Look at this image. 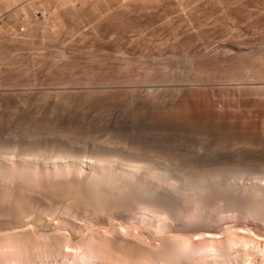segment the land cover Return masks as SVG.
I'll return each mask as SVG.
<instances>
[{
  "label": "rangeland",
  "instance_id": "obj_1",
  "mask_svg": "<svg viewBox=\"0 0 264 264\" xmlns=\"http://www.w3.org/2000/svg\"><path fill=\"white\" fill-rule=\"evenodd\" d=\"M34 1L29 0L28 2L32 3ZM103 1H99V4L96 2L94 8H92L93 10H90L91 8L89 7L88 11L90 10V12L88 13L90 15L87 14L85 17L79 18V20L78 17L52 19L49 26L45 24L40 27L39 35H43L38 39L41 51L45 52L47 50L45 54L49 56L51 53L58 54L63 49L67 51V56L70 54V59L68 57L64 59L69 61L73 57L79 56L81 52L80 56L85 54L84 57L92 54L91 56L99 57L98 55H102V58L105 56L108 58L111 52L112 55H115L114 52L118 48L117 52L119 54L128 51L127 55L134 58H131L132 64L130 62L129 65H121L123 68L120 65H104L108 70L104 69L108 72L103 73V66H92L88 65V63L86 65L84 61H81L77 63L78 65L74 64L68 65L69 67H63L64 69L59 72L57 68L64 65H51L50 63L49 65L48 62L38 66L28 65L24 62L17 65L11 61L12 58L10 59L9 56L3 57L0 55V264H247L251 261L250 264H264V211H261L264 210V208H261L264 206L258 209L259 213L255 211V214L249 208L250 205L248 206L244 202V198L248 195L250 198L253 196L250 202L254 203L255 193L253 191L257 189L261 192L259 196L264 197V133H257L260 137L263 134L261 139L256 134L255 136H247L248 138L250 137L248 139L241 131L226 129L224 131V128H221V124L219 123V126L217 122L211 125L212 123L207 122H195L194 124L193 121V123L189 122L190 126H188L187 122L184 124L181 121L183 119L178 117L180 110L178 111L176 108L174 110L172 105L174 102L176 104L181 95L187 91L188 87L193 88L192 90H196L199 93H203L200 91H204V94L210 88V91H215L216 89L215 92H218L216 93L218 96L215 94V98L216 100H220L218 101L220 104L230 103L233 100L232 96L239 93L241 96L243 94V99L251 97L250 99L253 100L254 96H256L254 100H259L260 97L264 96V78H260L262 76L257 78L258 75L256 73H250L249 75L248 69L251 65L247 69V72L245 70L246 65L243 66L245 68L243 69L241 65H238L239 63L234 61L237 60L235 58L241 61L242 59L252 58V60L259 61L258 63L264 62V0H193L194 2L192 0H172L174 3L175 1L177 3L191 1V3L198 5L197 11L194 10L196 13L193 12L192 14L194 15L195 13V16H192L193 19L190 15L189 21H185L192 24L189 25L193 30H190V27L187 28L189 31L188 35H190L189 38L195 40L189 41L191 45H196L200 49V52H206L205 49L208 46H213V48L207 49V53L214 50V47L219 48L222 45L223 50L220 47L221 51H224V53L228 51V58L231 59L227 65L225 64L226 67L222 65L220 68L219 65V69L216 68L218 70L206 66L208 69L204 68L205 72L209 71L210 73L203 71L205 73V76H203L207 78L204 79L203 77L199 81L201 83L192 80L197 74L195 68L198 65L192 64L198 61V59L194 60L196 57H199V55L196 56L197 54L194 55V51H198V49L191 46V48L188 47V50V48H185L179 42H176L178 45H173L171 32L166 30L168 29L167 25L171 24L162 21L164 17L170 19V16H166L169 14V12L167 13L168 9L166 7L164 9V6L161 4H159L160 6L158 5V7L162 6L161 8L164 9L163 11L162 9L161 11L158 10L160 11L159 13L161 15L166 13L165 16H161L157 12V9L154 10L158 8L157 4L159 0L158 2H156L157 0L154 2L150 0V4L148 3L149 0H145L146 3H144V0H142L143 2L141 1L142 3L138 0H136L138 3L135 0L125 1L128 3L130 1L131 3L134 2L133 5L130 3L131 9L138 10L139 12L144 11L142 9H146L147 6L153 5L152 10L156 11H153L154 14L158 13L156 21L158 22V18L161 16V22L159 23L163 22V24H166V29L162 27L164 31H159L158 26H155L158 28L156 29L154 25L150 24H144V27L137 24L131 25L126 22V19H123L122 15L119 16L120 14H118V12L120 13L125 10L124 3L126 4V2L124 0H121L123 2L122 10L120 7L122 3H119L120 1L117 3V1L112 0L114 2V4L111 3L112 5L106 2V0ZM115 3H117L116 6H114ZM109 4L112 7H119V10L116 8L118 11L114 10ZM107 6L112 8V10L107 8L105 11L109 12L104 13L103 9ZM208 9L211 12H207ZM212 11L213 14H211ZM149 12L155 18L156 14L153 15L151 11ZM38 14L41 17L42 13L40 9ZM197 15L200 17H197ZM197 18L198 20L202 18L199 23L197 22ZM95 20H103L106 24L112 22L117 24V27L115 26L116 29L115 27H108L104 25L105 23L97 26L94 22ZM59 21L62 23L60 24ZM205 21L209 22L206 23ZM53 22H58L60 25L57 26L58 23L54 24ZM201 22L207 25H201ZM214 22L217 23L214 24ZM75 23L77 25L79 23L80 25L77 27ZM198 24L206 29H202ZM46 25L48 28H45ZM192 26H196V29ZM52 27L56 34H54ZM130 29L135 30L134 33L136 32L139 36V40L135 43L136 45L133 44L128 47L124 44H117L115 39L122 36V33H125V31L128 34H133ZM21 30V32L25 33L23 28ZM190 31L195 32L192 34ZM198 31L200 32L198 33ZM162 32L163 34H170H167V36L164 34L163 36ZM194 33H198L196 37L197 35L199 37V34H201L199 39L198 37L195 38ZM193 35L194 37L191 38ZM165 37L166 39L168 37L167 40H171H166L165 42ZM210 37L212 39L213 37L215 38L212 40ZM203 39L204 42H202ZM209 39L211 40L209 41ZM39 46L38 48H40ZM198 46L207 47L203 51L201 49L204 47L199 48ZM76 50H78V53ZM68 51L73 55L71 53L68 54ZM105 51L109 52V55H106ZM158 51L160 53L163 52L162 55H164L161 56ZM197 51L195 53L199 54V51ZM151 53L155 54V56L151 55ZM156 54L159 57L161 56L159 60L156 59L159 58ZM148 55L149 58L150 55L153 56V59L157 57L155 60L152 58L151 60H146ZM222 56L223 53H221ZM224 56L226 55L224 54ZM233 56L235 57L233 58ZM113 57L110 58L113 59ZM190 58H193L194 61L191 62L192 59L190 61ZM228 58L227 56L225 57V59ZM161 59L162 64L159 65ZM150 61L158 63L157 66H150L152 64ZM163 61H166L168 64L165 63V65ZM234 62L240 68L233 66ZM255 64L257 63L255 62ZM229 65L231 69H229ZM258 65L260 64L256 66ZM232 66L241 71L242 69L245 70V72L242 71V74L247 73L249 76L246 74L244 75L245 79L242 77L238 81L239 79L236 77L238 75L241 77V71H238L236 68L234 69L237 72L234 69L232 71ZM261 66L263 68H261V71L263 70L264 72L263 64L258 67L260 68ZM252 67L253 69H258V67L254 68L255 65H253L250 70ZM66 68L72 70L69 73V76L74 75L71 80L69 76L68 78L66 77L68 72H70ZM63 71L68 72L64 73ZM259 71L257 70V74H261V72L258 73ZM252 72H256V70ZM106 73H108V76L111 74L110 78L113 76L112 78L119 80L117 81L118 83L115 81V83H111V85L114 84L113 86H109L110 83L108 85L104 79V77L108 78L106 77ZM212 74L215 76L217 74L216 77L218 75L222 76L224 79L225 76L227 78L230 76V79L226 78L227 82H224V80L223 82H219L222 80L214 76V81H211L213 80ZM251 74L256 77L251 76ZM231 76L235 78L231 80ZM75 78L79 82L75 81L77 80ZM127 78L131 79L130 81L132 82L126 83ZM68 79L71 81V85L70 81H65ZM121 79H124L125 82ZM215 79L219 80L217 81L218 83ZM72 80L77 82V84H72L74 83ZM206 83L208 84L207 87ZM213 84L215 85L213 86ZM88 86L90 89L92 87L94 93L88 90L85 91L89 88ZM194 86L196 88L198 86V90ZM232 86L233 89H231ZM204 88L207 91L206 93ZM251 89H254V91ZM208 93L206 95H209L211 92ZM230 94L231 97L228 100ZM149 95L150 97L152 95V97L150 98ZM249 98L247 99L250 100ZM168 105H170L169 109L173 108V110L172 108L170 109V112L176 111L178 113H174V115L177 114L178 116L174 118L172 114V117L169 116V111L167 112L164 109ZM163 109V112H167L164 115L167 116L168 114L169 119H161ZM171 118L177 120L179 124L176 121V123L172 121ZM170 119L175 124L169 123ZM200 123H202L201 126L205 123L207 127L208 124H210V127L215 126L213 127L214 130H208L207 127L203 129L199 125ZM210 127L208 128L210 129ZM215 128H218L219 130H217L220 132L222 129L223 133L219 132V134L223 136L216 133ZM195 129L197 130L195 131ZM204 130L207 132L205 133ZM234 136L241 139H236ZM252 136L253 138L255 137L254 141L252 140ZM246 139L248 140L246 141ZM66 149L73 150L71 154L75 152L77 156L80 155L83 159L80 156L74 158L72 157L73 155L65 158L68 156L64 155L67 152ZM70 151L66 154H69ZM24 152H27L26 154L28 155H24ZM61 153L64 155V158H62L63 156L61 157ZM97 153L98 156L96 157ZM20 154L23 155L20 156ZM104 154L108 159L110 158L109 161L115 160L114 165L118 171H122L126 167L128 168L132 163L131 166L135 165L137 167V163L133 162L134 158L135 160H143L145 164L150 161L147 163L149 167L147 166L146 169L129 167V169H132L134 175H137L136 181L140 182L139 185L150 186L151 188L152 184L153 187L155 186V188L152 187L155 192L158 191L166 196L169 192L167 191L168 189L165 190L164 185L169 184L167 188L171 189L170 184L174 181V184H178L180 187L179 189L176 185L180 191V195L170 193V198L166 196L168 204L166 202L165 204L168 209L161 204H157L159 206H155V208L153 206L155 205L154 203L153 205H151L152 203L146 204L148 201L151 202V200H148V197L146 199L143 197L144 200L139 198L141 199L140 201L139 199L136 200L134 196H130L129 192L132 195V191L131 188L129 190V185L119 183L116 184L115 188V184L103 182L101 183V187L104 186L102 189L105 188V190H98V195L100 196H96L98 201L95 198L93 200V197L89 198L91 196V190L88 191L89 182H92V179H96L95 181L99 182L101 179L106 178L104 174L106 173L107 175V170L102 169H108L109 166L106 165V168L104 166L106 162H98L99 155L103 156ZM83 155L87 156L86 160H84L85 157ZM89 156H95L96 158L90 159ZM118 156L121 158L116 159ZM57 157L59 158L57 159ZM122 160L124 161L122 162ZM151 167L155 169L152 171ZM143 169L144 171H148V174ZM150 171H155L156 173L159 171L157 176H161L160 179L162 180L164 176L162 184L158 179H154L158 177L153 178V176H156V173L154 175ZM161 173L164 175L162 176ZM102 174L105 178H103ZM145 174L147 177L150 176L148 177L149 179L145 177ZM202 176H211L213 178L212 184L210 182L208 184L213 187V189H210L214 191H210L209 189L211 194L205 193V197L199 200L201 202L204 200V203H202L203 205L201 204L202 206H200V202L197 203L200 206L198 207L195 204L196 202H192L194 201L192 200L193 198L187 200L184 196L185 192H187L185 177L186 181L188 179L190 181L194 180L195 184L198 178ZM166 179L167 183L164 182ZM169 180H172V182L169 183ZM215 180L225 184L226 187L228 185L231 189L229 191L223 190L222 193V190L220 191L214 187L213 183L215 184ZM143 181H147L148 185ZM200 184L197 185L200 187ZM166 191L168 193H164ZM198 191L200 190L198 189ZM121 193L123 195L126 193V195L123 196ZM257 207L259 208V206ZM168 211L169 213H166ZM198 232L200 233L198 235L205 233L200 236L202 239L197 235ZM210 232L217 233V236L219 235V237L216 235V238L213 237L216 241L208 239L211 237ZM259 235L263 237H257Z\"/></svg>",
  "mask_w": 264,
  "mask_h": 264
},
{
  "label": "bare ground",
  "instance_id": "obj_2",
  "mask_svg": "<svg viewBox=\"0 0 264 264\" xmlns=\"http://www.w3.org/2000/svg\"><path fill=\"white\" fill-rule=\"evenodd\" d=\"M29 1V0H28ZM27 0H0V55H2L3 57H7V56H9L10 57V59H11V61L13 62V63H15V64H19V63H26V64H28V65H44L45 64V62H48V64L50 63L51 65H64V66H61V67H59V68H57L56 66V68L57 69H59L58 71L60 72V70H63L65 67H69L68 65H76L77 63H79V62H85L86 63V65H87V63H88V65L90 64V65H101V66H103V73H105V72H108L107 70V68L104 66V65H120V67H121V65H129V63L131 62V58L132 57H130V55L128 56L127 55V53H128V51L127 52H124V53H118L117 52V49L115 50V55H112L111 53H110V55H109V52L107 53V51H105L106 52V55H109L110 57H112V56H114L113 57V59L112 58H110V57H104V58H106V59H104V58H102V55H98L99 57H95V56H91V55H88V57H84V55L85 54H83V56H80V54H82V52L81 53H79V56H76V58H74L73 57V59H71V60H69V61H67V60H64V59H66V57H68L69 59H70V57H69V53H71V52H69L68 51V56H67V51H65V50H61L58 54H53V53H51V55H49V53H48V55L49 56H47L46 54H45V52L47 51V50H45V52L43 51H41V47L39 46V37L42 35H39V31H40V27H42L43 25H45V24H48V26L50 25V22H52V21H50V20H52V19H56V20H58V19H62V18H64V17H75V18H77L78 17V20H79V18H82V17H85L87 14H89L88 12H90V10H93L92 8H94V5H95V3L97 2L98 4H99V1H103V0H39V2L37 3V1L38 0H35L34 2H28ZM33 1V0H32ZM109 1H111V2H109ZM106 0V2H108V3H113L114 4V2H112V0ZM117 1V3L119 2V3H122V5L120 6L121 7V10H122V6H123V0L121 1V0H115V2ZM125 1V0H124ZM136 1V0H135ZM138 1H142V0H138ZM152 2H154V1H156V0H151ZM151 1L149 0L148 1V3L150 2L151 3ZM228 1V0H227ZM232 1V0H231ZM247 1V0H246ZM104 2V1H103ZM126 2V4L124 3V7H125V10L124 11H122V12H118V14H120L119 16H121L122 15V17H123V19L125 18L126 19V22H128L129 24H131V25H140V26H144V24L145 25H147V24H150V25H154V27L155 26H158V28H156V29H158L159 31L160 30H163L164 31V29H166L165 28V26H166V24L164 23L163 24V22H165L166 21V23H168V24H171V25H167V28L168 29H166V30H168L169 32H171V39L173 38V45L174 44H176V45H178L177 43L179 42V44H181L182 46H184L185 48H191V46H193L194 48H196V49H198L197 48V46L195 47L194 46V44H190V40L191 41H195V40H193V39H190L189 37H190V35H188L189 34V31H188V29L187 28H189L190 27V25L189 24H191V23H187V22H185V21H189L188 20V18H189V16L191 15V17L193 16H195V11H197V6L198 5H195L194 3H191V1L190 2H185V3H177L176 1H175V3H174V1L172 2V0L170 1H163V0H159V2H158V0L156 1V2H158V4H157V7H158V5L159 4H161V5H163L164 7V9H165V7L168 9V11H167V13L169 12V14L168 15H166V16H170V19H166L165 17H164V20H163V18L161 17L162 15L163 16H165V14H160L159 12L161 11V7H158V8H153L154 10H156L157 9V12L161 15V16H159V18H158V22L156 21L157 20V16H158V13H155L156 14V16H155V18H154V16L152 17L151 15H150V12L149 11H151L152 13H153V15H155L154 14V12H156V11H154V10H152V6H147V8L146 9H142V10H147V11H145V12H147L146 14H145V12L144 11H142V12H139L138 10H132L131 9V5H133V3H131V1L128 3L127 1H125ZM137 2V1H136ZM139 2V3H140ZM143 2V1H142ZM141 2V3H142ZM179 2H183V1H179ZM192 2H194L193 0H192ZM226 2V1H225ZM264 2V1H263ZM117 3H115V5L114 6H116V4ZM130 5V3H131V5H130V7H129V5ZM138 3V2H137ZM144 3H146L145 2V0H144ZM143 3V4H144ZM149 3V4H150ZM217 3V2H216ZM231 3V2H230ZM233 3V2H232ZM234 3H235V1H234ZM110 4H109V6H110ZM154 4V3H153ZM196 4H198V3H196ZM102 5V4H101ZM108 5V4H107ZM112 5V4H111ZM128 5V6H127ZM109 6H107V7H105V9H103V11H104V13L105 12H109V11H105V10H107V8L108 9H111L112 10V8H114V10H116V9H118V8H116V7H112V6H110V7H112V8H110ZM118 6H119V4H118ZM155 6V5H154ZM160 6V5H159ZM91 8L89 11H88V8ZM151 7V8H150ZM156 7V6H155ZM11 8H13V9H11ZM96 8V7H95ZM116 8V9H115ZM134 8V7H133ZM149 8V9H148ZM212 8V7H211ZM39 9H40V11H41V13H42V15H41V17H39L38 15V12H39ZM97 9H99V8H97ZM138 9V8H137ZM164 9H162V11L164 10ZM202 9V8H201ZM251 9V8H250ZM113 10V11H114ZM119 10V9H118ZM118 10H116V11H118ZM120 10V11H121ZM131 10V11H130ZM158 10H160V11H158ZM195 10V11H194ZM212 10V9H211ZM215 10H217V9H215ZM102 11V12H103ZM116 11H115V13H116ZM141 11V10H140ZM154 11V12H153ZM208 11H210L209 9L207 10V12ZM214 11V10H213ZM213 11H212V13L211 14H213ZM222 11V10H221ZM144 12V13H143ZM149 12V13H148ZM193 12H195L194 13V15H192L193 14ZM211 12V11H210ZM223 12V11H222ZM99 13V12H98ZM106 13V14H107ZM141 13V14H140ZM143 13V14H142ZM117 14V13H116ZM198 14V13H197ZM210 14V13H209ZM215 14V13H214ZM90 15V14H89ZM207 15V14H206ZM118 16V17H119ZM220 16V15H219ZM160 17L162 18V23H159V22H161V19H160ZM190 17V18H191ZM193 17H192V19H193ZM197 17H200V16H198L197 15ZM112 18V17H111ZM168 18V17H167ZM206 18V17H205ZM207 18H209V17H207ZM66 19V18H65ZM166 19V20H165ZM200 20L202 19V18H199ZM41 20V21H40ZM69 20V19H68ZM112 20V19H111ZM200 20H198V18H197V22L199 23V21ZM204 20V19H203ZM74 21H75V19H74ZM191 21H193V20H191ZM218 21V20H217ZM79 23H80V21H78ZM86 22V21H85ZM88 22V21H87ZM95 22V24L98 26V25H100V24H104L105 22L102 20V21H98V20H95L94 21ZM101 22V23H100ZM194 22H196V21H194ZM203 22V21H202ZM202 22H201V25H207V24H202ZM206 22V21H205ZM207 22H209V21H207ZM206 22V23H207ZM210 22H212V21H210ZM54 23V22H53ZM56 23V22H55ZM54 23V24H55ZM58 23V22H57ZM56 23V24H57ZM59 23L61 24L62 22H60L59 21ZM58 23V25L57 26H59L60 24ZM78 23V25H80ZM108 23V22H107ZM122 23V22H121ZM186 23V24H185ZM217 22H214V24H216ZM52 24V23H51ZM85 24V23H84ZM125 24V23H124ZM213 24V23H212ZM213 24V25H214ZM75 25H77L76 23H75ZM78 25H77V27H78ZM104 25H106V26H108V27H117V24H115V23H108V24H104ZM120 25V24H119ZM118 25V26H119ZM130 25V26H131ZM187 25V26H186ZM192 25V24H191ZM196 25H197V23H196ZM202 29H206V28H203L200 24H198ZM209 25V24H208ZM23 26V27H22ZM52 26V25H51ZM122 26H123V23H122ZM160 26V27H159ZM211 26V25H210ZM215 26V25H214ZM47 27V25L45 26V28ZM54 27H55V25H54ZM116 27H115V29H116ZM120 27V26H119ZM145 27V26H144ZM162 27H164V29L162 28ZM192 27H194V26H192ZM196 27V26H195ZM194 27V28H195ZM205 27V26H204ZM216 27H217V25H216ZM224 27V26H223ZM21 28H23V31H25V33H23V32H21L22 30H21ZM44 28V27H43ZM48 28V27H47ZM107 28V27H106ZM136 28V27H135ZM162 28V29H161ZM209 28V27H208ZM207 28V29H208ZM227 28H229V27H227ZM52 29H53V27H52ZM56 29V28H55ZM77 29V28H76ZM190 30H193V28H189ZM196 29V28H195ZM202 29H200V30H202ZM233 29V28H232ZM61 30V29H60ZM65 30V29H64ZM125 30H126V28H125ZM131 30V32L133 33V34H128V32L126 33V31H125V33H122V36H120V37H117L115 40H116V42H117V44H124L125 46H128V47H130V46H132L133 44L134 45H136L135 43L139 40V36L136 34V32L134 33V31L135 30H132V29H130ZM145 30V29H144ZM166 30H165V33H166ZM198 30V29H197ZM197 30H195L196 32H197ZM216 30V29H215ZM228 30V29H227ZM42 31H44V30H42ZM50 31V30H49ZM49 31H47V32H49ZM195 31H190V33L192 32V34H193V32H195ZM214 31V30H213ZM46 32V31H45ZM53 32H54V29H53ZM53 32H51L52 34H53ZM130 32V31H129ZM200 31H198V33H199ZM202 32V31H201ZM204 32H205V30H204ZM207 32V31H206ZM161 33V32H160ZM164 33V34H165ZM198 33H196V34H198ZM209 33V32H208ZM215 33V32H214ZM244 33V32H243ZM54 34H56V32H54ZM139 34V33H138ZM162 34H163V32H162ZM164 34H163V36H164ZM168 35L170 34V33H167ZM167 34H165L166 36H167ZM195 34V33H194ZM196 34H195V38H197L198 37V35H197V37H196ZM205 34V33H204ZM212 34V33H211ZM219 34V33H218ZM200 35L201 34H199V37H200ZM43 36V35H42ZM48 36H51V35H48ZM57 36V35H56ZM77 36V35H76ZM91 36V35H90ZM112 36V35H111ZM162 36V35H161ZM210 36V35H209ZM214 36V35H213ZM235 36V35H234ZM194 37V35L193 36H191V38H193ZM199 37H198V39H199ZM53 38V37H52ZM51 38V39H52ZM163 38V37H162ZM202 38H203V36H202ZM209 38V37H208ZM211 38V37H210ZM215 37H213V39H214ZM103 39V38H102ZM167 39H168V37H167ZM166 37H165V42H166ZM170 39V40H171ZM197 39V40H198ZM212 39V38H211ZM211 39H209V41L211 40ZM212 39V40H213ZM217 39V38H216ZM58 40V39H57ZM164 40V39H163ZM170 40H167V41H170ZM197 40H196V42H197ZM43 41V40H42ZM67 41V40H66ZM105 41V40H104ZM110 41V40H109ZM157 41V40H156ZM61 42V41H60ZM111 42H112V40H111ZM115 42V43H116ZM164 42V41H163ZM177 42V43H176ZM189 42V43H188ZM202 42H204V39H203V41ZM213 42V41H212ZM216 42V41H215ZM63 43V42H62ZM113 43V42H112ZM156 43V42H155ZM190 44V45H188V44ZM192 43V42H191ZM194 43V42H193ZM232 43V42H231ZM43 44V43H42ZM160 44H162V43H160ZM159 44V45H160ZM166 44H168V43H166ZM185 44H187V46H185ZM197 44V43H196ZM209 44H211V43H209ZM208 44V45H209ZM213 44V43H212ZM163 45V44H162ZM231 45H233V44H231ZM38 46L40 47V48H38ZM149 46H151V45H149ZM172 46V45H171ZM217 46V45H216ZM222 46V45H221ZM221 46H219V48H216V47H214V50H212V51H210V52H208L207 53V49L209 50V48L211 47V45L210 46H208V48L207 49H205V47H207V46H198L199 48H202V47H204V48H202L201 50H203L204 51V49L206 50V52L204 51V52H200V49H198V51H199V54L198 53H195V51H197V50H195L194 51V55L195 54H197L196 56H198L199 55V57L197 58H195L194 60H196V59H198V61H195V64L193 63L192 65H198V66H196V68H195V70H196V75H195V77L194 78H192V80H194V81H196L197 83L205 76V73H207V72H209V71H206L205 72V70H204V68H207L206 66H210L211 68L213 67L214 68V70H218L219 68H218V66L220 65V68L222 67V65H224L225 66V64L227 65V63H229L230 61H231V59H229L228 58V55H227V52L228 51H225V53H224V51H221V49L223 50V47H221ZM234 46H236V45H234ZM220 47H221V49H220ZM226 47H227V45H226ZM229 47V46H228ZM232 47V46H231ZM112 48H113V46H112ZM177 48V47H176ZM189 48H188V50H189ZM211 48H213V46L211 47ZM210 48V49H211ZM224 48H225V46H224ZM260 48V47H259ZM47 49V48H46ZM50 49V48H49ZM75 49V48H74ZM121 49V48H120ZM162 49V48H161ZM174 49V48H173ZM193 49V48H192ZM220 49V50H219ZM230 49V48H229ZM237 49V48H236ZM241 49V48H240ZM52 50V49H51ZM67 50V49H66ZM72 50V49H71ZM82 50V49H81ZM103 50V49H102ZM130 50H131V48H130ZM194 50V49H193ZM226 50V49H225ZM231 50V49H230ZM235 50V49H234ZM233 50V51H234ZM56 51V50H55ZM77 51V53H78V50H76ZM75 51V52H76ZM83 51V50H82ZM89 51V50H88ZM97 51V50H96ZM110 51V50H109ZM175 51V50H174ZM181 51V50H180ZM197 51V52H198ZM232 51V52H233ZM73 52H74V50H73ZM80 52V51H79ZM104 52V53H105ZM119 52H120V50H119ZM123 52V51H122ZM146 52V51H145ZM157 52V51H156ZM162 52V51H161ZM238 52V51H237ZM256 52V51H255ZM45 55H44V54ZM77 53H75V54H77ZM113 53V54H114ZM116 53H118V54H116ZM155 53V52H154ZM158 53H160L159 51H158ZM163 53V52H162ZM162 53H160L161 54V56H163L162 55ZM174 53V52H173ZM221 53H223V56H224V54L227 56V58L228 59H225V57L226 56H224V58H222L221 57ZM229 53H231V52H229ZM236 53V52H235ZM241 53V52H240ZM240 53H238V54H240ZM72 54V53H71ZM74 54V55H75ZM132 54V53H131ZM150 54V53H149ZM159 54V55H160ZM167 54V53H166ZM231 54H233V53H231ZM230 54V55H231ZM237 54V55H238ZM73 55V54H72ZM112 55V56H111ZM151 55H153V53H151ZM150 55V58H149V55L147 56V59L146 60H148V59H150L151 60V58L153 57V56H155V54L153 55V56H151ZM157 55V54H156ZM188 55V54H187ZM242 55V54H241ZM133 56V55H132ZM158 56V55H157ZM156 56V57H157ZM161 56L159 57V58H156V59H160L161 58ZM243 56V55H242ZM245 56V55H244ZM256 56V55H255ZM50 59H49V58ZM130 57V58H129ZM146 57V56H145ZM181 57V56H180ZM230 57V56H229ZM235 56H233V58H234ZM250 57V56H249ZM259 57H260V55H259ZM2 58V57H1ZM155 58L153 59V60H155ZM163 58V57H162ZM174 59H175V57H173ZM114 60V61H112V60ZM132 59H134V58H132ZM171 59V58H170ZM191 59H192V61H191ZM235 59H237L238 60V58H235ZM239 59H241V58H239ZM255 59V58H254ZM3 60V59H2ZM5 60H6V58H5ZM140 60V59H139ZM157 60V62H159ZM172 60V59H171ZM178 60V59H177ZM189 60V59H188ZM193 60V58H190V61L191 62H193L194 61ZM233 60V59H232ZM234 60L235 62H237V63H239L238 65H241L242 67L241 68H243V69H245L246 71H247V69L249 68V66L251 65V66H253V65H255V67L254 68H256V67H258V66H260V65H262L263 64V66H264V62H262L261 60V62L262 63H258L259 61H256V60H252V58L250 59V58H248V59H242V61L241 60ZM264 60V59H263ZM10 61V62H11ZM135 61V60H134ZM168 61V60H167ZM4 62V61H3ZM9 62V63H10ZM151 62V61H150ZM153 62V61H152ZM151 62V63H152ZM156 62V61H155ZM164 62V61H163ZM235 62H234V65L233 66H237L236 64H235ZM255 62L257 63V64H260V65H258V66H256L257 64H255ZM8 63V64H9ZM133 62H131V64H132ZM160 64L159 65H161L162 64V59H161V62H159ZM165 63H167L166 61L164 62V64ZM232 63H233V61H232ZM4 64V63H3ZM2 64V65H3ZM47 64V65H48ZM49 64V65H50ZM142 64V63H141ZM157 64L158 63H152V64H150V66L151 65H156L157 66ZM163 64V65H164ZM168 64V63H167ZM173 64H174V62H173ZM182 64V63H181ZM12 65V64H11ZM14 65V64H13ZM25 65V64H24ZM67 65V66H66ZM78 65V64H77ZM166 65V64H165ZM246 65V67L244 68L243 66H245ZM101 66H100V69L102 70V68H101ZM233 66H232V71H233V69L234 68H236V67H234L233 68ZM251 66H250V68H251ZM64 67V68H63ZM171 67V66H170ZM209 67V68H210ZM226 67V66H225ZM229 67H230V65H229ZM61 68V69H60ZM104 68H106V69H104ZM112 68V67H111ZM121 68H123V67H121ZM120 68V69H121ZM212 68V69H213ZM216 68H218V69H216ZM237 68H240V67H238L237 66ZM236 68V69H237ZM250 68L248 69L249 70V75H250V73H253V74H255L256 73V75H258V77L257 78H259L260 76H262V77H260V78H264V72H263V70L261 71V68H262V66L259 68L258 67V69H253V67H252V69L253 70H256V72H252L253 70L251 69L250 70ZM56 69V70H57ZM67 69V68H66ZM66 69H65V71H66ZM69 69V70H68ZM67 70L68 71H70V72H68V75L66 76L67 78H68V76H69V73H71V69L70 68H68ZM208 69V68H207ZM206 69V70H207ZM223 69V68H222ZM227 69V68H226ZM229 69H231V67L229 68ZM242 69V71H244L245 72V70H243ZM263 69V68H262ZM112 70V69H111ZM114 70V69H113ZM141 70V69H140ZM238 70V69H237ZM257 70L259 71L258 73H260L261 72V74H257ZM205 73H204V72ZM212 71V70H211ZM234 71H236L235 69H234ZM238 71H241V70H238ZM242 71H241V77H239V75H238V77H236L237 79H239L238 81H240V78H244L245 79V76L244 75H246V74H242ZM251 71V72H250ZM64 72V71H63ZM63 72H61V73H63ZM67 72H64V73H67ZM218 72V71H217ZM237 72V71H236ZM262 72H263V74H262ZM60 73V74H61ZM64 73H63V75H64ZM110 73V72H109ZM123 73V72H122ZM202 73H204V74H202ZM210 73V72H209ZM73 74V73H72ZM75 74V73H74ZM107 74V76L106 77H108V78H105L104 77V79H105V81H106V83H108V85H109V83H110V85L109 86H113V85H111V83H115V81H116V83H118L117 81H119V80H117L116 78L114 79V78H110V76H111V74H109V76H108V73H106ZM106 74H104V75H106ZM219 74V73H218ZM240 74V73H239ZM54 75V74H53ZM59 75V74H58ZM96 75V74H95ZM138 75V74H137ZM170 75V74H169ZM204 75V76H203ZM222 75V74H221ZM231 75V74H230ZM243 75V76H242ZM248 74H247V76H249ZM9 76V75H8ZM71 76V75H70ZM70 76H69V79L71 80L72 78H73V76L74 75H72L71 76V78H70ZM116 76V75H115ZM127 76V75H126ZM140 76V75H139ZM153 76V75H152ZM183 76V75H182ZM211 76V75H210ZM209 76V77H210ZM215 75H213L212 74V79L213 80H211V81H214V78L217 76V74H216V76L214 77ZM228 76H229V74H228ZM235 76V75H234ZM233 76V78H232V76H231V80L232 79H234L235 77ZM251 76H255V75H252L251 74ZM64 77V76H63ZM75 77H77L76 75H75ZM144 77V76H143ZM214 77V78H213ZM256 77V76H255ZM31 78V77H30ZM78 78V77H77ZM77 78H75V79H77ZM95 78V77H94ZM117 78H119V77H117ZM122 78V77H121ZM129 78V77H128ZM126 79V83H128L131 79ZM131 78V77H130ZM142 78V77H141ZM205 78H207V77H204V79ZM216 78H218V79H220V80H222V81H219V80H217V79H215V81L217 82V81H219V82H223V80H224V82H227L226 80L229 78L230 79V76L227 78L226 76H225V79L222 77V76H219L218 75V77H216ZM227 78V79H226ZM63 79H66V78H63ZM65 80V81H70V80ZM103 79V78H102ZM140 79V78H139ZM147 79V78H146ZM174 79V78H173ZM209 79V78H208ZM210 79H211V77H210ZM236 79V80H237ZM261 79V80H262ZM52 80V79H51ZM121 80H123L124 81V79H121ZM134 80V79H133ZM145 80V79H144ZM259 80V79H258ZM75 81H78V79L77 80H75ZM75 81H73L72 80V82H74V83H72V84H74L75 85V83L77 84V82H75ZM104 81V80H103ZM102 81V82H103ZM204 81V80H203ZM206 81H207V79H206ZM205 81V82H206ZM211 81H210V83H211ZM235 81V80H234ZM247 81H249V80H247ZM251 81V80H250ZM249 81V82H250ZM79 82V81H78ZM125 82V81H124ZM130 82H132V81H130ZM149 82V81H148ZM165 82V81H164ZM192 82V81H191ZM208 82V81H207ZM263 82V81H262ZM70 83V85H71V81L69 82ZM94 83V82H93ZM192 83H194V82H192ZM199 83H201V82H199ZM213 83V82H212ZM218 83V82H217ZM230 83V82H229ZM235 83V82H234ZM101 84V83H100ZM131 84V83H130ZM185 84H186V82H185ZM190 84V83H189ZM196 84V83H195ZM203 84V83H202ZM220 84V83H219ZM225 84V83H224ZM93 85V84H92ZM91 85V86H92ZM98 85V84H97ZM209 85H211V84H209ZM215 84H213V86H214ZM260 85V84H259ZM90 86V85H89ZM88 86V87H89ZM166 86V85H165ZM187 86V85H186ZM186 86H185V88H186ZM193 86V85H192ZM208 86V84L206 83V87ZM217 86H218V84H217ZM240 86H241V84H240ZM87 87V88H88ZM93 87V86H92ZM92 87H91V89H90V87L88 88V89H86L85 91H89V92H93L94 93V90L92 89ZM102 87V86H101ZM191 87V86H190ZM195 87V86H194ZM212 87V86H211ZM249 87V86H248ZM264 87V86H263ZM103 88V87H102ZM196 88V87H195ZM198 86H197V90H198ZM210 88V87H209ZM208 88V89H209ZM229 88V87H228ZM227 88V89H228ZM236 88H237V86H236ZM236 88H234L235 90H236ZM242 88V87H241ZM244 88H246V87H244ZM257 88V87H256ZM48 89H50V88H48ZM104 89V88H103ZM106 89V88H105ZM128 89V88H127ZM135 89V88H134ZM190 89V90H189ZM193 89V88H192ZM191 88H189L188 87V89H186L187 91H185V89H184V91H185V93H184V91H183V93L184 94H182L181 95V98H179V100L176 102V104H175V100L173 101L174 103H172V105H173V108H174V110H175V108L176 109H178V111L180 110V112L178 113V112H173L172 110H173V108H172V112H170V109H169V107H170V105H168V106H166L164 109H166V111L168 112V113H170V115L169 116H171L172 117V115H173V118L175 117V116H178L177 114H175L174 115V113H178V114H180L178 117H180V118H182L183 120H181V121H183L184 122V124H185V122H187L188 123V126H190L189 125V122H191V123H193V121H194V124H195V122L197 123H199V122H207V123H212L211 125H213L215 122H217L218 124L220 123L221 124V128L223 127L224 128V131H225V129L226 130H238V131H241V133L243 134L244 133V136H246V138H248L247 136H251V135H254L255 136V134L256 135H258L259 136V134H257V133H264V96L263 97H260L259 98V100H254L255 99V97L256 96H254V98H253V100L252 99H250L249 97H247V98H249L250 100H248L247 98L246 99H243V94H242V96L241 95H239V94H234L235 96H232V98H233V100H231V102L230 103H226V104H220V102H218V101H220L219 99L218 100H216V98H215V96L217 95L218 96V94H216V93H218V92H215L216 91V89H215V91H210L211 90V88H210V90H208V92L210 93H208L206 90H205V88H204V90H205V93L207 92L209 95H206V94H204V91H200V92H203V93H199L198 91H196V90H192ZM231 89H233V86L231 87ZM238 89V88H237ZM239 89H240V87H239ZM248 89V88H247ZM250 89V88H249ZM259 89V88H258ZM45 90V89H44ZM59 90V89H58ZM64 90V89H63ZM69 90V89H68ZM101 90V89H100ZM146 90V89H145ZM202 90V89H201ZM214 90V89H213ZM225 90V89H224ZM243 90V89H242ZM251 90H253L254 91V89H251ZM103 91V90H102ZM134 91V90H133ZM223 91V90H222ZM232 91H234V90H232ZM241 91V90H240ZM245 91V90H244ZM248 91V90H247ZM96 92H97V90H96ZM110 92H112V91H110ZM110 92H109V94H110ZM141 92V91H140ZM180 92V91H179ZM213 92H215V93H213ZM228 92H230V91H228ZM259 92V91H258ZM264 92V91H263ZM6 93V92H5ZM84 93H86V92H84ZM129 93H130V91H129ZM144 93V92H143ZM181 93V92H180ZM179 93V94H180ZM221 93V92H220ZM222 93H224V92H222ZM232 93V92H231ZM235 93V92H234ZM246 93V92H245ZM262 93V92H261ZM66 94V93H65ZM69 94V93H68ZM140 94H142V93H140ZM153 94V93H152ZM216 94V95H215ZM247 94V93H246ZM49 95V94H48ZM225 95H226V93H225ZM224 95V96H225ZM233 95V94H232ZM238 95V96H237ZM258 95V94H257ZM260 95V94H259ZM262 95H263V93H262ZM72 96V95H71ZM87 96V95H86ZM95 96V95H94ZM127 96V95H126ZM140 96V95H139ZM147 96V95H146ZM156 96V95H155ZM220 96V95H219ZM247 96V95H246ZM245 96V97H246ZM251 96V95H250ZM49 97V96H48ZM101 97V96H100ZM112 97V96H111ZM149 97H150V95H149ZM151 97H152V95H151ZM150 97V98H151ZM223 97V96H222ZM221 97V98H222ZM229 97H231V94L228 96V100H229ZM119 98V97H118ZM146 98V97H145ZM148 98V97H147ZM177 98V97H176ZM218 98V97H217ZM65 99V98H64ZM226 99V98H225ZM10 100V99H9ZM177 100V99H176ZM26 102V101H25ZM114 102V101H113ZM147 102V101H146ZM48 103V102H47ZM56 103V102H55ZM122 104V103H121ZM175 104V105H174ZM171 105V106H172ZM39 106V105H38ZM150 107V106H149ZM41 108V107H40ZM54 108V107H53ZM243 108V109H242ZM118 109V108H117ZM164 109L162 110V118L161 119H165V118H167V119H169L168 117V114H167V116H165L164 114H165V112H163L164 111ZM240 109V110H239ZM247 109V110H246ZM53 110V109H52ZM38 111V110H37ZM52 112V111H51ZM166 112V113H167ZM53 114V113H52ZM123 114V113H122ZM172 114V115H171ZM165 117H164V116ZM157 116V115H156ZM159 116V115H158ZM40 117V116H39ZM177 117V118H178ZM173 118H171L172 119V121H176L177 122V120H173ZM180 118H178L179 120H180ZM160 119V120H161ZM163 119V120H164ZM171 119H170V121H169V123L170 122H172L171 121ZM109 120V119H108ZM184 120H186V121H184ZM166 121V120H165ZM214 121V122H213ZM149 122V121H148ZM167 122H168V120H167ZM174 122H172V123H174ZM175 122V123H176ZM65 123V122H64ZM171 123V124H172ZM174 123V124H175ZM186 123V124H187ZM84 124V123H83ZM177 124H179V122H177ZM181 124H183L182 122H181ZM194 124H193V126H194ZM201 124L202 123H200L199 125L201 126ZM210 124H208V127H210L209 125ZM220 124H219V126H220ZM198 125V124H197ZM198 125V126H199ZM206 125V123L204 124V125H202L201 127L204 129H206V127L207 126H205ZM193 126L191 125V127L193 128ZM199 126V127H200ZM219 126L217 125V127L219 128ZM187 127V126H186ZM207 127V129L208 130H214L213 129V127H215V126H212V127H210V129ZM189 128V127H188ZM187 128V129H188ZM198 128V127H197ZM212 128V129H211ZM218 128H215L216 130L215 131H217L216 133H218L219 134V132L220 131H218L219 129ZM220 128V129H221ZM222 128V129H223ZM57 129V128H56ZM218 129V130H217ZM222 129H221V132L220 133H223V131H222ZM197 129H195V131H196ZM87 131V130H86ZM201 131H203V130H201ZM215 131H213V132H215ZM40 132V131H39ZM70 132V131H69ZM199 132V131H198ZM204 132L206 133L207 131H205L204 130ZM229 132V131H228ZM228 132H226V133H228ZM231 132V131H230ZM32 133V132H31ZM226 133H224V134H226ZM231 133H233V132H231ZM236 133V132H235ZM234 133V134H235ZM240 133V132H239ZM238 133V134H239ZM36 134H38V133H36ZM39 134H41V133H39ZM44 134V133H43ZM55 134V133H54ZM208 134H209V132H208ZM233 134V135H234ZM237 134V135H238ZM242 134H241V137H242ZM27 135V134H26ZM83 135V134H82ZM219 135H222V134H219ZM236 135V136H237ZM40 136V135H39ZM223 136V135H222ZM225 136V135H224ZM232 136V135H231ZM230 136V137H231ZM239 136H240V134H239ZM262 136H263V134H262ZM262 136L260 137V139L262 138ZM228 137H229V135H228ZM235 137V136H234ZM236 139H238L237 137H235ZM250 138V137H249ZM248 138V139H249ZM255 138V137H254ZM254 138H253V136H252V140L254 141ZM241 138H239V140H240ZM244 139V138H243ZM242 139V140H243ZM248 139H246V141L248 140ZM258 139V138H257ZM74 140V139H73ZM241 140V141H242ZM256 140V139H255ZM263 140H264V138H263ZM262 140V141H263ZM39 141V140H38ZM113 141V140H112ZM245 141V140H244ZM243 141V142H244ZM256 141H258V140H256ZM261 141V140H260ZM41 142V141H40ZM57 142V141H56ZM55 142V143H56ZM124 142V141H123ZM261 144V143H260ZM263 144V143H262ZM9 145V144H8ZM54 145V144H53ZM28 146V145H27ZM70 146V145H69ZM81 146V145H80ZM18 147V146H17ZM36 147V146H35ZM38 147V146H37ZM6 148V147H5ZM4 148V149H5ZM27 148V147H26ZM29 148V147H28ZM45 148V147H44ZM43 148V149H44ZM12 149H14V148H12ZM33 149V148H32ZM39 149V148H38ZM59 149V148H58ZM116 149V148H115ZM0 150H1V148H0ZM6 150V149H5ZM8 150L10 151V149L8 148ZM41 150V149H40ZM39 150V151H40ZM67 150V149H66ZM103 150V149H102ZM120 150V149H119ZM126 150V149H125ZM22 151V150H21ZM28 151H31V150H28ZM68 151H70V150H67V152ZM73 151V150H72ZM72 151H70L69 152V154H66V153H64V155L65 156H67V157H65V158H68V157H70L71 155H73L72 157H76L77 155L75 154V152H73L72 154H71V152ZM123 151V150H122ZM131 151V150H130ZM14 152V151H13ZM17 152V151H16ZM15 152V153H16ZM19 152V151H18ZM65 152V151H64ZM132 152V151H131ZM156 152V151H155ZM20 153V152H19ZM22 153V152H21ZM27 153V152H26ZM25 152H24V155H28V154H26ZM54 153H55V151H54ZM57 153V152H56ZM63 153V152H62ZM62 153H61V157L62 158H64V155H62ZM77 153V152H76ZM91 153H93V152H91ZM162 153V152H161ZM60 154V153H59ZM79 154V153H78ZM121 154V153H120ZM9 155V154H8ZM17 155H18V153H17ZM21 155H23V154H20V156ZM42 155V154H41ZM87 155V154H86ZM115 155V154H114ZM78 156H80V155H78ZM78 156H77V158H78ZM84 156V155H83ZM82 156V157H83ZM98 156V153H97V155H96V157ZM31 157H33V156H31ZM38 157V156H37ZM36 157V158H37ZM41 157V156H40ZM48 157V156H47ZM85 158H84V160H86L87 159V156H84ZM90 157V156H89ZM93 157H95V156H93ZM93 157H90V159L91 158H93ZM95 157V158H96ZM113 157V156H112ZM123 157V156H122ZM153 157V156H152ZM197 157V156H196ZM27 158V157H26ZM35 158V157H34ZM59 157H57V159H58ZM80 158H81V156H80ZM99 159H98V162L100 161H102L103 163L104 162H106L105 164H104V166L107 168V166L106 165H108L109 166V168L108 169H102V170H107L106 172H107V175H106V173L104 174L105 176H106V178H105V176L103 177V178H105V179H101V181H95L94 179H92L91 181L92 182H89L90 184H86L87 186H88V191H90L91 190V192H90V194H91V196L89 197V198H92L93 197V200H94V198H95V200H97V198H96V196L99 194L98 193V190H105V188H103L102 189V187H104V186H102L101 187V183H103V182H109V183H113V184H115L114 185V187L116 188V184H119V183H123L124 185H129V190H130V188H131V191H132V195L130 194V192H129V195L130 196H134V198L137 200V199H139V198H142L143 199V197H145V199H146V197H148L147 199L148 200H151V202L150 201H148L146 204H151V205H153V203L155 204V205H153L154 207L155 206H159V205H157V204H161L162 206H166L167 207V205L165 204V202H166V196H168V198H170L169 197V195H171V194H176V195H180L179 193H180V191H179V189H180V187L178 186V184H174V181L172 182V180L169 182V183H171L170 184V187H171V189L170 188H167V185H169V184H167V185H164V187L166 188L165 190H167L166 192H164V193H168V195H166V196H164L163 194H161L160 192H158V191H154L153 190V188H155V186L153 187L152 186V184H151V188H150V186H145V185H139V183L136 181L137 179H136V176L137 175H134V173H133V171H132V169L130 168L129 169V167L133 164H131L128 168L126 167L124 170H122V171H118V170H116L117 168H116V166L114 165V159L112 160V161H109L110 160V158L108 159V157H106V155L104 154L103 156L102 155H99V157H98ZM114 158H116V157H114ZM121 157L120 156H118L116 159H120ZM124 158V157H123ZM122 158V159H123ZM137 158V157H136ZM145 159H147L146 157H144ZM149 158V157H148ZM38 159V158H37ZM52 159V158H51ZM71 159V158H70ZM81 159H83V158H81ZM90 159H89V161H90ZM140 159V158H139ZM150 159V158H149ZM18 160V159H17ZM61 160V159H60ZM77 160V159H76ZM80 160V159H79ZM97 160V159H96ZM124 160H126V159H124ZM124 160H122V162L124 161ZM116 161H118V160H116ZM131 161V160H130ZM145 161V160H144ZM132 162V161H131ZM133 162H135V163H137V167L135 166V165H133V166H131L132 168H134V167H136V168H138V169H142V168H147V166L149 167V165L147 164L148 162H150V161H148L146 164H145V162H143V160L142 161H140V160H135V158H134V161ZM151 162H152V160H151ZM108 163H110V164H108ZM134 163V164H135ZM144 163V164H143ZM130 164V163H129ZM101 165H102V163H101ZM124 165V164H123ZM123 165H122V167H123ZM152 168V167H151ZM150 168V169H151ZM18 169V168H17ZM155 169V168H154ZM153 168H152V171L154 170ZM148 170V169H147ZM181 170V169H180ZM204 170V169H203ZM138 171H140V170H138ZM143 171H144V169H143ZM142 170H141V172H143ZM146 171V170H145ZM144 171V172H145ZM152 171H150L151 173H153L154 175H155V171L154 172H152ZM223 171V170H222ZM230 171V170H229ZM18 172V171H17ZM135 173H136V171H134ZM143 172V173H144ZM147 173L146 174H148V171H146ZM159 171H157V173H158ZM139 173V172H138ZM157 173H156V176H153V178L154 177H158L157 176ZM140 174V173H139ZM146 174H145V177H147L146 176ZM149 175H151V174H149ZM161 175L163 176L164 174H162L161 173ZM230 175V174H229ZM19 176V175H18ZM241 176V175H240ZM148 177H150V176H148ZM147 177V178H148ZM160 177L161 176H159L158 178H154V179H158V181L159 182H161V184H162V182H163V180H164V176H163V180L162 179H160ZM166 177V176H165ZM18 178H20V177H18ZM99 178V177H98ZM146 178V179H147ZM152 178V177H151ZM198 178V177H197ZM88 179V178H87ZM149 179V178H148ZM170 179V178H169ZM238 179V178H237ZM243 179V178H242ZM103 180V181H102ZM153 180V179H152ZM162 180V181H161ZM187 179H186V177H185V182H186V184H185V188H186V190H187V192H185V194H184V196H185V198L187 199V200H189L190 198H193L192 200H194V201H192L193 203L194 202H196L195 204H197V203H199L200 202V206H202L203 204L202 203H204V200L201 202V201H199L200 200V198H202V197H205L204 196V194L206 193H208V195L209 194H211L210 192H209V189L211 188V189H213V187H211L209 184H208V182H210L211 183V181L213 180V178L211 177V176H202V177H199L198 178V183L197 182H195V184H194V180H192V181H190L189 179H188V181H186ZM149 181V180H148ZM155 180H153V182H154ZM196 181V180H195ZM216 181V182H215ZM214 182H215V184L213 183V185H214V187H216L217 189H219L220 191L222 190V193H223V190L224 191H229L231 188L230 187H228V185H227V187L225 186V184H222L220 181H218V180H215ZM88 182V181H87ZM144 182V181H143ZM164 182H166L167 183V179H166V181H164ZM203 182V183H202ZM142 183V182H141ZM146 185H148L147 183V181L146 182H144ZM143 183V184H144ZM154 183H156L157 184V182H154ZM153 183V184H154ZM201 183V184H200ZM104 184H106V183H104ZM120 184V185H121ZM155 184V185H156ZM174 184V185H173ZM197 184H200V187H199V185H197ZM212 184V183H211ZM119 185V186H120ZM123 185V186H124ZM130 185H131V187H130ZM159 185V184H158ZM172 185V186H171ZM176 185L179 187V189H177V187H176ZM71 186V185H70ZM106 186V185H105ZM113 186V185H112ZM160 186H162V185H160ZM111 187V186H110ZM117 187H118V185H117ZM122 187V186H121ZM153 187V188H152ZM90 188V189H89ZM162 188V187H161ZM157 189H159V188H157ZM163 189V188H162ZM198 189L200 190V191H198ZM210 189V191H214V190H211ZM80 190V189H79ZM161 190V189H160ZM159 190V191H160ZM164 190V189H163ZM164 190V191H165ZM179 191V192H178ZM233 191V190H232ZM100 193H101V191H99ZM182 192V191H181ZM217 192V191H216ZM244 192V191H243ZM65 193V192H64ZM134 193V194H133ZM171 193V194H170ZM184 193V192H183ZM231 193V192H230ZM235 193V192H234ZM237 193V192H236ZM253 193H255V200H254V203H251L250 201L252 200V197L250 198V197H248V195H246L247 197H245L244 198V202H245V204L247 205L248 204V206L250 205V209H252V212L254 211V213L256 214V212H258V209H260V207L261 206H264V197L262 196V197H260L259 196V193H261V192H259L258 191V189L256 190V191H253ZM83 194V193H82ZM102 194V193H101ZM122 194V193H121ZM213 194V193H212ZM238 194V193H237ZM241 194V193H240ZM245 194V193H244ZM123 195V194H122ZM124 195H126V193L124 194ZM123 195V196H124ZM231 195V194H230ZM62 196V195H61ZM99 196V195H98ZM103 196V195H102ZM106 196V195H105ZM201 196V197H200ZM207 196V195H206ZM220 196V195H219ZM229 196V195H228ZM236 196V195H235ZM240 196V195H239ZM238 196V197H239ZM249 196H250V194H249ZM82 197V196H81ZM100 197V196H99ZM172 197V196H171ZM209 197V196H208ZM58 198V197H57ZM59 198H60V196H59ZM83 198V197H82ZM127 198V197H126ZM210 198H212V197H210ZM229 198V197H228ZM227 198V199H228ZM233 198H235V197H233ZM237 198V197H236ZM182 199V198H181ZM203 199H205V198H203ZM140 201H141V199H139ZM144 200V199H143ZM143 200H142V202H143ZM168 200V199H167ZM230 200V199H229ZM98 201V200H97ZM134 201V200H133ZM139 201V202H140ZM210 201V200H209ZM145 202H146V200H145ZM173 202V201H172ZM185 202H187L186 200H185ZM189 202V201H188ZM235 202V201H234ZM81 203V202H80ZM99 203V202H98ZM110 203V202H109ZM126 203V202H125ZM167 204H168V201L166 202ZM251 203V204H250ZM96 204V203H95ZM122 204V203H121ZM164 204V205H163ZM202 204V205H201ZM205 204H206V202H205ZM218 204V203H217ZM229 204V203H228ZM98 205V204H97ZM194 205V204H193ZM198 205V204H197ZM141 206V205H140ZM169 206V205H168ZM175 206H176V204H175ZM179 206V205H178ZM196 206V205H195ZM199 205H198V207H200ZM205 206V205H204ZM257 206H259V208L257 207ZM52 207V206H51ZM123 207V206H122ZM166 207H165V210H166ZM257 207V208H256ZM37 208V207H36ZM156 208V207H155ZM261 208H264V207H261ZM127 209V208H126ZM136 209V208H135ZM160 209V208H159ZM167 209H168V207H167ZM214 209V208H213ZM256 209V210H255ZM119 211V210H118ZM161 211V210H160ZM171 211V210H170ZM180 211H182V210H180ZM256 211V212H255ZM262 212L264 211V210H261ZM91 212V211H90ZM219 212V211H218ZM101 213V212H100ZM166 213H169V211L168 212H166ZM175 213V212H174ZM182 213V212H181ZM180 213V214H181ZM253 213V214H254ZM259 213V212H258ZM261 213V212H260ZM263 214V213H262ZM173 215V214H172ZM179 215V214H178ZM183 216V215H182ZM264 216V215H263ZM72 217V216H71ZM170 217V216H169ZM175 219V218H174ZM261 219V218H260ZM33 220V219H32ZM176 220V219H175ZM196 220V219H195ZM200 220H201V218H200ZM206 220V219H205ZM209 220V219H208ZM197 221H199V220H197ZM52 222V221H51ZM196 222V221H195ZM206 222H208V221H206ZM203 224V223H202ZM196 226V225H195ZM47 228V227H46ZM190 228V227H189ZM26 229V228H25ZM202 229V228H201ZM247 229V228H246ZM24 230V229H23ZM185 230H187V229H185ZM247 230H249V229H247ZM22 231V230H21ZM35 232V231H34ZM201 232V231H200ZM208 233H209V231H207ZM237 232V231H236ZM242 232V231H241ZM241 232H239V233H241ZM198 234H200L199 232L197 233V235ZM202 234V233H201ZM205 233H203L202 235H204ZM243 234V233H242ZM247 234V233H246ZM245 234V235H246ZM195 235H196V233H195ZM196 235V236H197ZM202 235H198L199 237L200 236H202ZM209 235V234H208ZM210 235H211V239L210 238H208L209 240H212L213 239V241L215 240L216 241V237H215V235L217 236V233L215 234V233H211L210 232ZM209 235V236H210ZM195 236V237H196ZM261 235H259V236H257V237H260ZM205 237H206V235H205ZM208 237V236H207ZM213 237H215V238H213ZM217 237H219V235L217 236ZM255 237V236H254ZM257 237H256V239H257ZM261 237H263V236H261ZM197 238V237H196ZM201 238V237H200ZM198 239V238H197ZM202 239V238H201ZM204 239H206V238H204ZM219 239V238H218ZM257 240H259V239H257ZM126 241V240H125ZM76 242V241H75ZM225 243V242H224ZM258 243V242H257ZM130 244V243H129ZM234 244V243H233ZM120 245V244H119ZM251 247V246H250ZM72 248V247H71ZM179 248V247H178ZM212 249H214V248H212ZM261 249V248H260ZM182 250V249H181ZM183 251V250H182ZM89 253V252H88ZM171 254V253H170ZM197 254V253H196ZM145 255V254H144ZM87 256V255H86ZM177 256V255H176ZM79 258V257H78ZM91 259V258H90ZM81 260V259H80ZM179 260V259H178ZM180 261V260H179ZM252 262V261H251ZM250 262V263H251ZM233 263V262H232ZM249 263V262H248ZM247 263V264H248ZM249 263V264H250ZM237 264V263H236ZM253 264V263H252Z\"/></svg>",
  "mask_w": 264,
  "mask_h": 264
}]
</instances>
